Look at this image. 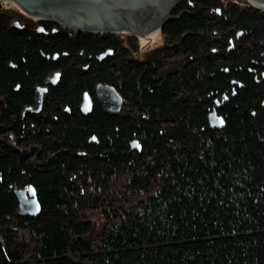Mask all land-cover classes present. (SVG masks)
Wrapping results in <instances>:
<instances>
[{
	"label": "trees",
	"instance_id": "16d2710c",
	"mask_svg": "<svg viewBox=\"0 0 264 264\" xmlns=\"http://www.w3.org/2000/svg\"><path fill=\"white\" fill-rule=\"evenodd\" d=\"M178 13L160 34L182 63L161 72L133 58L130 35L0 7V264H264V10L183 0ZM97 84L120 114L96 103ZM30 186L40 214L20 217L14 191Z\"/></svg>",
	"mask_w": 264,
	"mask_h": 264
},
{
	"label": "water",
	"instance_id": "95a60500",
	"mask_svg": "<svg viewBox=\"0 0 264 264\" xmlns=\"http://www.w3.org/2000/svg\"><path fill=\"white\" fill-rule=\"evenodd\" d=\"M11 3L25 16L39 22H53L65 30L74 33L85 34H128L137 38L147 37L159 32L165 23L175 19L171 17L172 12L183 0H0ZM237 3L247 5L256 10H264V0H235ZM263 5V9L253 7L249 4ZM219 14V10L216 11ZM12 28L21 30L18 23H13ZM38 33L42 28L37 29ZM240 37V34L237 35ZM112 56V51L100 55L97 59ZM57 60V56L53 61ZM59 74L45 80L44 85L55 86ZM46 88H36L34 104L26 108L23 114L37 115L42 107L43 96ZM97 104L106 112L118 115L123 100L116 90L108 85L98 84L94 88ZM93 103L88 94L82 97L79 111L82 116H88L92 111ZM208 125L211 130H220L224 127L222 119L211 112L208 117ZM132 151H140L136 142L130 144ZM18 203L17 215L20 217L36 218L40 214V205L37 201L34 189L14 191Z\"/></svg>",
	"mask_w": 264,
	"mask_h": 264
},
{
	"label": "flooded vegetation",
	"instance_id": "af4514ba",
	"mask_svg": "<svg viewBox=\"0 0 264 264\" xmlns=\"http://www.w3.org/2000/svg\"><path fill=\"white\" fill-rule=\"evenodd\" d=\"M235 2V0H234ZM242 5V4H240ZM181 16V13H178V14H171V17H175L174 20H177L179 17ZM173 20V21H174ZM172 22V21H171ZM46 23V22H44ZM41 27V26H38L37 29ZM42 28V27H41ZM37 29H36V32H37ZM21 30H22V27H21ZM53 34L57 32L56 29H52L51 31ZM65 32H70V31H67L65 30ZM38 33V32H37ZM74 33V32H73ZM38 34H46L42 28V32L41 33H38ZM136 38V37H135ZM159 38L161 40V44L157 46V48L153 49V50H150L148 51L147 53H144L141 57L142 58H139L138 60L140 61L141 64H144L146 66H153L155 69L161 71V72H165V71H171V70H175L176 68L180 67L181 66V63L182 61L179 60L178 58H176V53H177V45L174 44V43H168L165 39L164 36H162L160 34V31H159ZM138 39V38H136ZM119 42L123 43V37L121 38H118ZM149 39H147L146 41H148ZM232 48V47H231ZM230 50V49H229ZM136 54V53H135ZM55 74H59V73H54L52 76L48 77L47 79H50L52 78ZM46 79V80H47ZM58 81H59V78H58ZM57 81V83H58ZM45 82V81H44ZM56 83V85H57ZM55 85V86H56ZM98 85V84H97ZM55 86H52V85H43L40 86V87H37V88H46L47 91L49 89V87H55ZM96 86V85H95ZM95 88V87H94ZM36 91V89H35ZM47 93V92H46ZM45 93V94H46ZM35 95V93H34ZM93 96H94V99H95V95H94V90H93ZM92 99V97H91ZM96 101V99H95ZM97 103V102H96ZM124 104V103H123ZM123 104H122V107L119 111L118 114H120L122 111H123ZM105 110V109H104ZM106 111V110H105ZM80 112V111H79ZM107 113V112H106Z\"/></svg>",
	"mask_w": 264,
	"mask_h": 264
},
{
	"label": "rangeland",
	"instance_id": "374dc122",
	"mask_svg": "<svg viewBox=\"0 0 264 264\" xmlns=\"http://www.w3.org/2000/svg\"><path fill=\"white\" fill-rule=\"evenodd\" d=\"M228 1V0H227ZM231 1H234V0H231ZM0 7H3L5 9H9L11 11H17L18 9L12 5L11 3H8V2H4V1H1L0 2ZM19 11V10H18ZM27 17V16H26ZM29 18V17H28ZM29 19H32V18H29ZM34 20V19H32ZM36 21V20H34ZM54 25H56L57 27H59L60 29H64L63 27H61L60 25H57L56 23H54ZM65 30V29H64ZM122 35L124 34H121L119 35L120 37H122ZM128 35V34H127ZM150 38H147L149 39L148 41H146L147 39H144V38H138L137 39V49L135 50L136 54H133V58H136V59H139V58H142L141 56L144 54V53H147L148 51L150 50H153L155 48H157L158 45L161 44V40L159 38V32H155L153 34H151V36H149ZM94 227L97 228L98 225H97V222L96 220L94 219Z\"/></svg>",
	"mask_w": 264,
	"mask_h": 264
},
{
	"label": "bare ground",
	"instance_id": "6f19581e",
	"mask_svg": "<svg viewBox=\"0 0 264 264\" xmlns=\"http://www.w3.org/2000/svg\"><path fill=\"white\" fill-rule=\"evenodd\" d=\"M235 3L236 4H239V3H237L236 1H235ZM249 4L251 5V6H253V7H256V8H261V9H263V5H261V4H256V3H251V2H249ZM244 6H247V5H244ZM46 23H50V24H54L53 22H46ZM161 30V29H160ZM149 36H151V35H149ZM147 37V38H150V37ZM132 37H134V36H132ZM135 38V37H134ZM137 38V37H136ZM106 53V52H105ZM86 94V93H85ZM44 97V96H43Z\"/></svg>",
	"mask_w": 264,
	"mask_h": 264
}]
</instances>
